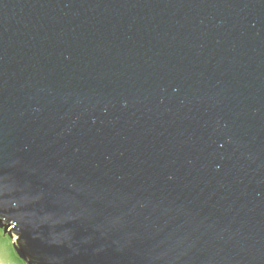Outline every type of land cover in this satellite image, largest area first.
I'll list each match as a JSON object with an SVG mask.
<instances>
[{
  "label": "water",
  "instance_id": "95a60500",
  "mask_svg": "<svg viewBox=\"0 0 264 264\" xmlns=\"http://www.w3.org/2000/svg\"><path fill=\"white\" fill-rule=\"evenodd\" d=\"M0 225L26 264H264V0H0Z\"/></svg>",
  "mask_w": 264,
  "mask_h": 264
},
{
  "label": "rangeland",
  "instance_id": "374dc122",
  "mask_svg": "<svg viewBox=\"0 0 264 264\" xmlns=\"http://www.w3.org/2000/svg\"><path fill=\"white\" fill-rule=\"evenodd\" d=\"M12 227L7 231L0 225V257L5 264H25L23 258L13 248V242H16L17 235L11 232ZM15 241H13V238Z\"/></svg>",
  "mask_w": 264,
  "mask_h": 264
},
{
  "label": "bare ground",
  "instance_id": "6f19581e",
  "mask_svg": "<svg viewBox=\"0 0 264 264\" xmlns=\"http://www.w3.org/2000/svg\"><path fill=\"white\" fill-rule=\"evenodd\" d=\"M12 238H13V237H12ZM13 241H15L14 238H13ZM13 246H14V242H13ZM16 252H17V251H16ZM0 264H5L4 261L1 259V257H0Z\"/></svg>",
  "mask_w": 264,
  "mask_h": 264
},
{
  "label": "trees",
  "instance_id": "16d2710c",
  "mask_svg": "<svg viewBox=\"0 0 264 264\" xmlns=\"http://www.w3.org/2000/svg\"><path fill=\"white\" fill-rule=\"evenodd\" d=\"M13 248H14V246H13ZM25 264H26V262H25Z\"/></svg>",
  "mask_w": 264,
  "mask_h": 264
}]
</instances>
